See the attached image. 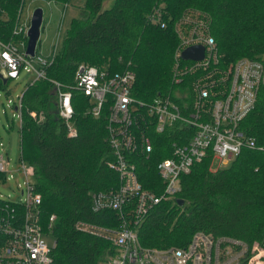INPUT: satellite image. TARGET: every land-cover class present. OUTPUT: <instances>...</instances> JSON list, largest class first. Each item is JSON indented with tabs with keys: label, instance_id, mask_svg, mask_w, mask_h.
I'll list each match as a JSON object with an SVG mask.
<instances>
[{
	"label": "trees",
	"instance_id": "16d2710c",
	"mask_svg": "<svg viewBox=\"0 0 264 264\" xmlns=\"http://www.w3.org/2000/svg\"><path fill=\"white\" fill-rule=\"evenodd\" d=\"M63 5L70 0H53ZM85 0L86 12L72 17L60 50H53L45 65V77L28 83L21 97V157L35 168V184L41 193L39 218L55 239L50 264H100L115 247L103 235L75 226L77 221L117 228L128 220L130 206L93 210L92 191L118 185V173L107 165L112 150L107 140L106 107L99 116L90 112L87 95L72 87L79 63L94 64L108 72L126 66L135 73L132 93L150 101L172 87L170 67L178 37L173 20L186 7L206 11L210 30L224 63L241 56L264 58V0ZM25 0H0V39L12 40ZM162 9L165 26L149 15ZM40 45L37 42L36 53ZM57 79L72 92L74 135L68 134L56 110ZM0 77V89L10 94ZM3 104V102H2ZM35 112V116L32 114ZM255 137L256 146H245L226 165L210 168L211 157L196 162L181 177L174 201L161 200L145 214L137 227L142 244L165 247L182 245L198 229L212 235H228L249 243L264 238V89L242 122ZM158 140L151 155L138 154L139 179L143 186L160 191L162 180L156 162L167 152L166 133H153ZM181 200L182 202L180 203Z\"/></svg>",
	"mask_w": 264,
	"mask_h": 264
},
{
	"label": "built area",
	"instance_id": "2783aa9c",
	"mask_svg": "<svg viewBox=\"0 0 264 264\" xmlns=\"http://www.w3.org/2000/svg\"><path fill=\"white\" fill-rule=\"evenodd\" d=\"M153 22L165 26L162 9L157 6L149 15ZM29 23L18 25L14 31ZM178 37L170 67L172 87L164 94L146 101L132 93L134 71L126 66L113 73L94 64L79 63L73 74L74 89L88 96L90 112L99 116L106 107L107 140L112 150L107 165L118 173V185L92 191L93 210L112 208L121 212L130 206L128 220L117 228L96 226L77 221L75 226L108 237L113 254L100 264H264V238L249 243L228 235H212L202 229L194 231L182 245L148 246L140 242L137 227L148 210L161 200L177 197L181 177L205 157L229 163L245 146L256 140L242 125L264 89V58L241 56L224 63L210 30L209 14L192 6L173 20ZM193 45L203 46L200 59L184 58L182 52ZM24 46L0 39V73L15 79L21 71L45 77L48 58L39 53L30 56ZM32 80V81H33ZM56 91V110L64 119L69 135L76 133L72 121V92L51 79ZM21 97L7 96L3 112L9 107L21 122ZM35 116V112H32ZM153 133L169 137L159 146L167 154L156 162L162 180L160 191L148 189L139 179L138 154L151 155L158 140ZM161 142V143H160ZM9 154L0 141V264H50L55 239L50 227L39 218L41 193L35 184V168L21 154L15 170L7 171ZM15 172L22 174L17 180ZM15 179L13 187L11 180ZM8 190H1L3 188ZM18 192V198L11 193Z\"/></svg>",
	"mask_w": 264,
	"mask_h": 264
},
{
	"label": "rangeland",
	"instance_id": "374dc122",
	"mask_svg": "<svg viewBox=\"0 0 264 264\" xmlns=\"http://www.w3.org/2000/svg\"><path fill=\"white\" fill-rule=\"evenodd\" d=\"M85 0H70L67 4L63 5L60 2L53 0H25L23 10L19 17V25L29 23L32 12L37 8L43 11L42 28L39 35L40 45L38 48L39 54L48 56L53 50H60L63 44L64 36L68 28L69 21L72 17L81 16L86 12L84 8ZM112 0H104L102 7H108ZM25 33V31H24ZM20 39L15 38L16 41L24 43V36L19 34ZM35 75L32 72L21 71L19 77L9 79L6 83L7 89L10 91L9 97L16 99L19 94L27 87L34 79ZM7 96L5 91L0 89V141L6 147L9 154V165L7 171L12 172L18 163L21 153L20 146V119L12 114V110L6 107V112H3V104H6ZM221 160L213 161V168L226 166ZM16 178L22 181L23 176L15 172ZM15 179L11 180L14 187L16 184ZM1 190H8L3 188ZM12 198H18V192L11 193Z\"/></svg>",
	"mask_w": 264,
	"mask_h": 264
},
{
	"label": "water",
	"instance_id": "95a60500",
	"mask_svg": "<svg viewBox=\"0 0 264 264\" xmlns=\"http://www.w3.org/2000/svg\"><path fill=\"white\" fill-rule=\"evenodd\" d=\"M42 20H43V11L41 8L37 7L31 14L29 19V25L26 30L27 35V43L25 51L30 56H34L36 53V46L37 42L39 41V35L41 31L42 26ZM182 56L184 58H192V59H200L203 56V46L201 45H193L190 47H187L183 50ZM0 77H2V74L0 73ZM5 81V78H3ZM180 203L182 202L179 200Z\"/></svg>",
	"mask_w": 264,
	"mask_h": 264
}]
</instances>
